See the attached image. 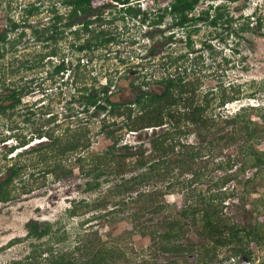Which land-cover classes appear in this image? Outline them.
<instances>
[{
    "label": "rangeland",
    "instance_id": "374dc122",
    "mask_svg": "<svg viewBox=\"0 0 264 264\" xmlns=\"http://www.w3.org/2000/svg\"><path fill=\"white\" fill-rule=\"evenodd\" d=\"M102 1L110 2V0ZM137 2L140 10L147 11V20H149L161 13V7L168 0H137ZM29 4L36 9L33 15L25 16L23 8ZM210 4L211 8L219 6L220 14L215 23H209L211 14L215 10L208 9L207 20L196 21L194 25L189 24L184 31L169 27L170 19L167 15H164L159 26L149 27L146 22L140 23L128 16L121 17V13L117 12V6L111 5L101 10V20L91 24L89 33L71 35L66 30V34L63 33L64 36L55 43L47 41L44 44L45 29L50 24L51 17L57 12H65L60 0H0V32L6 31L9 39L22 32L18 42L10 49L9 44H5L4 55L0 58V70H14L9 75V79L13 84L15 83L14 85L24 86L26 92L21 97L13 119L17 129L13 128L11 132L27 136L30 131L38 128L50 132L53 136H60L64 134L66 128H69L68 132L71 129H79L87 131L90 143L83 151L56 158L55 162H58L62 169H70L69 173L59 175L57 178L42 172L45 165L53 161V157L43 161L39 160L36 152H31L16 158L19 164L31 163L33 167L27 166L22 170L20 179L16 180L17 183H12L14 188L11 189L9 198L0 201V264H10L11 260L22 258L30 249L29 242L50 243L51 237L56 235L61 240L54 244L55 250H67L73 256H77L78 252L73 246L79 244L81 240L93 239V243L103 248L118 245L124 257L133 261L139 259L140 253L145 252L151 242L148 237L130 231L131 224L127 216L134 207L119 208L117 203L119 200L128 199L129 195L133 196L137 191L150 190L151 183H142L129 190V193H118L117 196L115 192L112 193L111 188L114 183H119L120 179L115 175L103 174L97 178L96 187L88 191L84 190L85 181L91 180V174L82 172L73 164L74 158L89 152L102 153L110 140L104 135L105 129L100 128V120L104 112L92 113L91 108L84 111L79 98L81 91L78 90L82 85L96 88L97 85L107 82L106 79H110L109 99L127 103L135 96L136 89L133 87L135 84L140 83V90L158 93L163 88L162 84L157 82L158 78L175 69L178 74H183L185 79L198 83L196 89L198 98L209 88L215 93L219 86H224L226 93L229 92L230 86L238 88L239 94L234 100L221 105H217L213 100L208 113L216 115L218 119L240 112L242 107L250 111L251 106H258L254 108L262 112L264 109V0H200L193 8L192 15L200 14ZM227 18H230V22H226ZM9 20L18 23V27L9 28ZM245 24L246 29H242ZM32 30L35 31L34 35ZM99 30L103 31V37L111 36L113 40L95 51L87 50L86 54L90 58L81 56L73 45L83 38L94 37ZM171 31L172 37L167 38ZM92 43L93 41L90 44ZM151 47L154 48L152 54L149 50ZM174 57H177V60L174 62L175 65H171ZM62 60L64 69L55 70V66ZM72 68L73 78L68 74ZM250 118L255 120L264 131V120H260L254 113ZM115 120L116 124L109 129L119 125L121 117H116ZM8 123L7 119L0 120V132L7 133ZM226 128L228 126H223L221 130ZM159 130L157 127H146L138 131L123 128L117 131L120 138L118 144L126 143L131 146V150H146L148 139L152 134L162 131ZM213 135L211 132L204 140ZM34 140L37 141L29 142L27 145L30 146H24L26 150L38 148L50 141L47 137L33 138L32 141ZM179 140L184 144L200 142V138L192 130L181 133ZM7 142L5 147L13 144L14 139L11 138V141ZM238 143L239 140H236L216 149L217 159H224L227 154L230 157L234 156ZM5 147L0 145V180L8 174L6 162L1 157ZM253 147L259 151L264 150V137L254 141ZM10 155L12 154H8L7 157ZM239 164L238 159L231 170L234 171ZM143 169L129 164L124 168L122 175L128 178ZM28 172L32 175L27 176ZM222 173V170H213L200 183H190L188 189H193L195 193L197 190L205 193L206 188L211 186L212 180ZM189 176L190 172H185L180 178L188 179ZM246 178L249 179L248 182L245 181ZM21 181L32 184L31 188L29 187L32 190L17 194L21 184L18 182ZM166 181L167 178L156 182L153 186L162 188ZM223 188L228 191L233 190L234 193L233 196L224 199L222 208L224 213L243 225L264 221V204H262L264 203V167L256 171L253 167H245L238 173L236 179L227 182ZM183 190L185 189L163 196L166 202L173 204L169 207L171 212L182 205ZM98 200L102 202L95 207L94 202ZM73 205L77 209V214L70 216L67 209ZM147 216L151 215L147 214ZM28 220L49 223L50 233L39 240L26 237L25 223ZM197 239V235L190 229L185 232L180 242ZM248 248L250 259L239 254L223 258L216 264H264V244L255 245L250 241ZM170 259L171 257L167 255H157L154 261L157 264H165ZM182 259L189 262L192 260V255H185Z\"/></svg>",
    "mask_w": 264,
    "mask_h": 264
},
{
    "label": "trees",
    "instance_id": "16d2710c",
    "mask_svg": "<svg viewBox=\"0 0 264 264\" xmlns=\"http://www.w3.org/2000/svg\"><path fill=\"white\" fill-rule=\"evenodd\" d=\"M199 1L172 0L167 7L161 9L162 13L152 21L159 23L163 19V15H167L170 19L169 24L180 27L184 31L185 27L192 22L207 20L209 9L215 10L211 14L209 23H215L220 14L219 6L211 8L210 4L196 16L187 14ZM60 2L69 6L66 18L70 21L77 17L79 12H84L87 16L84 21L85 27L91 22L88 19L89 16L94 15V18H98L99 13H95L89 6L90 0H60ZM32 7V4L26 5L23 8V14L25 16L32 15ZM117 12L121 13V17L135 18L138 16L141 22L147 19V11L140 10L138 7H120ZM53 18L61 20L62 15L55 14ZM226 22H230V18H227ZM18 25V23L9 20V28L16 29ZM242 29H246V24ZM21 34L22 32H19L9 39L6 36V31L0 32V58L4 55L5 44H9L10 49L18 42ZM92 41L97 46H104L110 41V38L97 35L85 39L86 43ZM176 60L177 57H174L171 63L175 65ZM54 69L63 70V60ZM13 71L0 70V120H9L6 126L7 133L0 132V145L5 147L7 141H11V138L14 139V143L5 147L1 154L2 159L6 162L8 174L0 180V201L9 198L11 189L14 188L12 183H17L16 180L20 179L22 170L27 166L33 167L31 163L19 164L16 160L17 157L31 152H36L39 155V160L43 161L53 157V161L48 162L42 172L57 178L59 175L69 173L70 169H62L59 163L55 162L56 158L83 151L90 145L86 130L71 129L68 132L69 128H66L64 134L60 136H53L50 132L38 128L30 131L27 136L11 132L13 128L17 129L13 119L21 97L26 93L24 86L14 85L15 83L13 84L9 79V75ZM178 73L174 69L173 72L158 78L157 82L163 86L158 93L140 90V83L135 84L133 86L136 89L135 96L127 103L109 99L110 79H106L107 82L97 85L96 88L82 85L78 89L81 91L79 98H81L84 111L91 108L92 113L104 112L100 120V128L105 129L104 135L110 140L102 153L89 152L85 155L79 154L74 158L73 164L78 166L82 172L91 174V180L85 181L84 190L88 191L96 187L98 185L97 178L103 174L115 175L120 179V182L114 183L111 188L112 193L115 192L117 196H119L118 193H129V190L142 183H151L152 185L150 190L137 191L133 196L129 195L128 199L117 202L119 208L134 207L127 216L131 224L130 231L151 240L146 251L140 253L139 259L133 261L131 258L124 257L118 245L103 248L99 244L93 243V239L81 240L79 244L74 245L73 249L78 254L73 256L70 251L54 249V244L61 240L56 235L51 237L50 243L29 242V251L22 258L11 260L10 264H157L154 261L157 255L171 257L165 264H216L223 258L239 254L242 255L241 257L250 259L249 242L252 241L255 245L264 244V221H254L243 225L222 211L224 199L234 195L233 190H226L223 188L224 185L236 179L238 173L242 172L245 167H253L254 171L264 167V150L259 151L253 147L254 141L264 137V131L255 120L250 118L254 113L260 120H264V109L259 112L260 109L254 108L258 106H251V110L246 111L245 107H242L240 112L218 119L216 115L208 113L213 100L217 105L234 100L239 94L238 88L230 86L227 93L224 86H219L216 93L209 88L198 98L196 94L198 83L185 79L183 74ZM68 74L73 78L74 69L72 68ZM116 117H121L120 124L109 129L116 124ZM223 126H228V128L221 130ZM146 127H157L162 130L157 134H152L148 139V149L131 150V146L126 143L118 144L120 138L117 131L123 128L129 131H138ZM189 130H192L200 138L199 143L184 144L180 142V134L188 133ZM211 132L214 135L204 140L205 136ZM41 137H47L50 141L38 148L25 149L30 146L27 144L33 138ZM236 140H239L236 154L231 157L227 154L224 159H217L218 152L215 150ZM22 147H24L23 151H17ZM8 154L12 155L7 157ZM238 159L240 164L232 171L231 167ZM129 164L132 167L144 169L124 178L122 175L124 168ZM213 170H222L223 173L212 180L211 186L206 188L205 193L201 190H197L195 193L193 189H188L190 183H200ZM185 172H190L189 178L181 179L180 177ZM31 175L32 173L28 172L27 176ZM165 178L167 181L162 188L154 187L156 182ZM248 180L246 178L245 181L248 182ZM18 183L21 184L17 194L32 190L30 189L32 184L23 181ZM181 189H185L183 190L182 205L179 209L171 212L169 207L173 204L166 202L163 196L176 193ZM210 189L212 190L208 192ZM101 202L100 200L94 202L95 207L99 206ZM67 212L72 216L77 214V209L73 205L67 209ZM147 214L151 216H147ZM25 227V236L32 240H39L50 233V224L47 222L39 223L35 220H28ZM190 229L198 239L191 242H180L185 232ZM185 255H192V260L186 262L182 259Z\"/></svg>",
    "mask_w": 264,
    "mask_h": 264
},
{
    "label": "flooded vegetation",
    "instance_id": "af4514ba",
    "mask_svg": "<svg viewBox=\"0 0 264 264\" xmlns=\"http://www.w3.org/2000/svg\"><path fill=\"white\" fill-rule=\"evenodd\" d=\"M172 0H168V2L164 5V6H162L161 7V9L162 8H164V7H167V5L171 2ZM90 2H91V0H90ZM138 2H137V0H110V2H101L100 3V5L99 6H97V7H93L92 5H91V3H89V6L94 10V12L96 13H99V15H98V18L96 19V18H94V15H91V16H89L90 18H88V19H90V21L91 22H89L88 24H87V26L85 27V25H84V21H85V19H87V16L85 15V13L84 12H79L78 14H77V17H75L74 19H72L71 21L69 20V19H67L66 18V16H67V14H68V11H69V6L68 5H64V4H62L61 2H60V4L64 7V9H65V12H57L56 14H58V15H62V19L61 20H55V18H53V16L51 17V19H50V24L48 25V27H46V29H45V37H44V39H43V43L44 44H46L47 43V41L48 42H52V43H55L58 39H61L64 35H63V33H65L66 34V30H67V32H69L71 35H78L79 33H85V32H87V33H89L90 32V26H91V24L94 22V21H98V20H101L100 19V12H101V10L102 9H104V8H107V7H109V6H111V5H114L113 7H116L117 6V8L116 9H118V8H120V7H127V6H130L131 8H134V7H138L139 5L137 4ZM195 7V6H194ZM193 7V8H194ZM33 9H31L32 11H33V14H34V10L36 9L34 6L32 7ZM101 8V9H100ZM54 9V8H53ZM193 10V9H192ZM192 10H190L187 14L189 15V16H191L192 15ZM119 13V12H118ZM161 13H162V10H161ZM161 13H159V14H161ZM32 14V15H33ZM197 15V14H196ZM195 15V16H196ZM28 16H31V15H28ZM163 17H164V15H163ZM133 19H134V17H132ZM131 19V18H130ZM136 19L138 20V22H140V23H147V25L150 27L151 25H154V26H159L160 25V23H161V21L159 22V23H155V22H153L152 21V19H154V18H152V19H149V20H144V22H141V21H139V18H138V16L136 17ZM199 21V20H198ZM200 21H203V20H200ZM69 22H72L71 24L69 23ZM195 23V22H194ZM194 23L192 22L190 25H194ZM100 25V24H99ZM170 26L169 27H175V26H172L171 24H169ZM100 26H102V25H100ZM187 27V26H186ZM186 27H185V29H186ZM176 29H179V30H181L180 29V27H175ZM88 30V31H87ZM32 33H33V35H34V33H35V31L34 30H32ZM172 31L169 33V35L170 36H167V38H171L172 36ZM186 33V32H185ZM99 36L100 35V37H102V36H104V33H103V31L102 30H99V33L98 34H96L95 36ZM88 38V37H87ZM105 38H110V41L109 42H111V40H113V38L111 37V36H109V37H105ZM85 39L86 38H83L80 42L79 41H77L73 46H74V48H75V50L76 51H78V52H80L81 53V56H83V57H88V58H90V56H88L87 54H86V51L87 50H91V51H95V49H100V48H102V47H104L106 44H108V43H106L104 46H100V45H96V44H94L95 42L93 41V43L92 44H90V43H86L85 42ZM90 46H93V48H90ZM153 47H151V48H149V50H150V53L152 54L153 53ZM52 53V52H51ZM47 55H51V54H47ZM169 61V60H168ZM169 64H170V61H169ZM171 65H173L172 63H171ZM110 86H111V84H110ZM109 86V87H110ZM108 93H110L111 94V91H109L108 90ZM37 140H34V141H32V142H30V143H35Z\"/></svg>",
    "mask_w": 264,
    "mask_h": 264
},
{
    "label": "built area",
    "instance_id": "2783aa9c",
    "mask_svg": "<svg viewBox=\"0 0 264 264\" xmlns=\"http://www.w3.org/2000/svg\"><path fill=\"white\" fill-rule=\"evenodd\" d=\"M101 2H102V0H91L90 3H91V5H100ZM131 19H133V18H131ZM134 20H137L136 17L134 18Z\"/></svg>",
    "mask_w": 264,
    "mask_h": 264
},
{
    "label": "water",
    "instance_id": "95a60500",
    "mask_svg": "<svg viewBox=\"0 0 264 264\" xmlns=\"http://www.w3.org/2000/svg\"><path fill=\"white\" fill-rule=\"evenodd\" d=\"M245 258H243V260H244Z\"/></svg>",
    "mask_w": 264,
    "mask_h": 264
}]
</instances>
